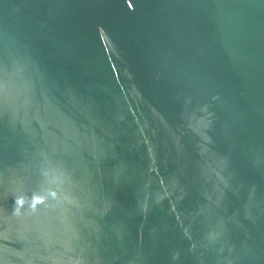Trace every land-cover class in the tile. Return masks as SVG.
Listing matches in <instances>:
<instances>
[{"label": "water", "instance_id": "water-1", "mask_svg": "<svg viewBox=\"0 0 264 264\" xmlns=\"http://www.w3.org/2000/svg\"><path fill=\"white\" fill-rule=\"evenodd\" d=\"M0 264H264V0H0Z\"/></svg>", "mask_w": 264, "mask_h": 264}]
</instances>
